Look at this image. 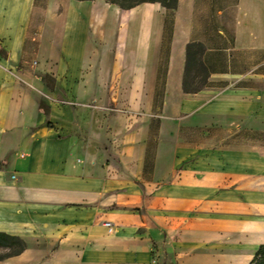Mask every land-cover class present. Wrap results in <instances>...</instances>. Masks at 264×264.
<instances>
[{"label":"crops","instance_id":"0c3cea01","mask_svg":"<svg viewBox=\"0 0 264 264\" xmlns=\"http://www.w3.org/2000/svg\"><path fill=\"white\" fill-rule=\"evenodd\" d=\"M198 3L177 0L167 37L158 2L0 0V232L26 243L0 264L252 261L264 244V0ZM107 87L131 88L143 123L117 115L102 144L47 125L63 103L54 89L79 101V88Z\"/></svg>","mask_w":264,"mask_h":264},{"label":"rangeland","instance_id":"374dc122","mask_svg":"<svg viewBox=\"0 0 264 264\" xmlns=\"http://www.w3.org/2000/svg\"><path fill=\"white\" fill-rule=\"evenodd\" d=\"M202 7H217L226 6L229 9L232 6L233 0H196ZM198 3V4H199ZM230 17V12L227 14ZM165 34L170 35V26L166 25ZM195 82L200 84L205 79V73L198 72L195 74ZM161 80L156 88V96L162 92ZM57 97L63 99L61 106H56L53 118L47 121V125L54 128L55 131L65 129V136L76 137L80 141L98 140L105 142L104 128L109 122L111 127H121V120L117 115L124 114L129 117V123L141 124L143 121L135 120L136 116L131 113H138L140 110L136 106L130 104L129 96L132 89L130 88H79V101L68 99V89H54ZM64 94V96H62ZM59 100V99H58ZM74 101V102H72ZM109 118V120H107ZM156 121L151 122L154 128ZM63 135V134H62ZM148 138L154 141V133L149 132ZM9 251L8 248L0 247V255Z\"/></svg>","mask_w":264,"mask_h":264},{"label":"trees","instance_id":"16d2710c","mask_svg":"<svg viewBox=\"0 0 264 264\" xmlns=\"http://www.w3.org/2000/svg\"><path fill=\"white\" fill-rule=\"evenodd\" d=\"M107 1L116 4L122 9H129L144 2H151V3L158 2L165 10V28L166 25L169 24L170 34L172 32L173 15H174V10L177 7V0H107ZM162 88H163V81H162ZM182 90L183 92H193L194 90H197V86L189 87L187 85L186 64L183 72ZM39 108L46 111V109L43 108V103L41 102L39 104ZM25 246H26L25 241L20 237L0 232V247L9 249L7 253L0 255V259H4L9 256L20 253L22 250H24ZM249 264H264V244L258 248L254 258Z\"/></svg>","mask_w":264,"mask_h":264},{"label":"built area","instance_id":"2783aa9c","mask_svg":"<svg viewBox=\"0 0 264 264\" xmlns=\"http://www.w3.org/2000/svg\"><path fill=\"white\" fill-rule=\"evenodd\" d=\"M105 225L108 226V229H109V230L111 229V228H110V225H109V222H106Z\"/></svg>","mask_w":264,"mask_h":264}]
</instances>
